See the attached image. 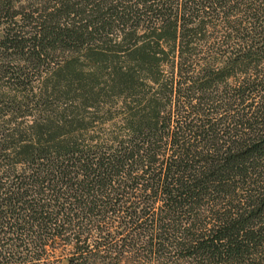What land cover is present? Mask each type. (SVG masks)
<instances>
[{"label":"trees","instance_id":"16d2710c","mask_svg":"<svg viewBox=\"0 0 264 264\" xmlns=\"http://www.w3.org/2000/svg\"><path fill=\"white\" fill-rule=\"evenodd\" d=\"M45 1L0 0L1 78L129 42L90 49L103 91L69 62L36 95L80 109L0 87V264H264V0Z\"/></svg>","mask_w":264,"mask_h":264},{"label":"rangeland","instance_id":"374dc122","mask_svg":"<svg viewBox=\"0 0 264 264\" xmlns=\"http://www.w3.org/2000/svg\"><path fill=\"white\" fill-rule=\"evenodd\" d=\"M17 7L23 6L24 14H29L34 10V17H36L38 14L51 10L52 3L45 1V0H19V2L15 3ZM19 9V8H18ZM38 10V11H37ZM236 17L233 16L232 20H235ZM216 24L219 26L220 29L224 28V22L221 19H216ZM34 24V23H33ZM6 24L4 23V20L0 18V37L3 35V29ZM32 24H29L27 26L26 30L31 31L32 30ZM113 29V28H112ZM119 30H112L109 31V33H101V35H93L91 38L94 39V44H100L103 42H106L107 44L111 45H122L120 50H125L127 48V42H129L128 36L124 38V34L127 32H122ZM142 31H139V33L136 35L137 38L140 36ZM124 33V34H123ZM100 36V37H99ZM130 37V40L136 38ZM100 38V39H99ZM90 39V37H89ZM92 45V47H86V49L82 47H78V49H72L68 50L65 48H62L61 45L58 47L50 48L48 51V56L46 57L45 61L42 62H33L32 60H24L22 64L20 65V72H22L21 77L19 79V82L14 84L13 79L7 80L6 78L0 79V87H2L1 90L6 91L7 95L11 98L8 99L7 107L13 108L15 107L14 100L11 102L13 96H15V99H20L19 96H22L25 99V103L20 108V112L23 113L22 115V121L25 120L29 122L31 120V113H34L37 111L36 109L40 110H47L48 112H51L50 110L57 109L60 110L65 107L74 108L77 107L80 109V107L69 104L70 99L73 98L72 94H69L70 99L61 98L55 101L49 100L47 103H42L41 105L36 104V95L43 91L44 85L47 81V84H49L48 91L51 92V84L52 81L56 79L55 72L57 69L61 67H65L69 62H71V66H74L75 68L80 69L82 72V76L85 77L86 75H89V78H95L97 79L96 83H93V88L95 89L93 92H98L100 90L103 91V83L102 82V72L99 70L98 66H100V62L95 60V55L92 56V50L90 49L95 48L96 45ZM89 48V49H88ZM7 57L5 58L4 64L11 65L8 58L14 57L15 53L13 51L7 52ZM91 54V55H90ZM123 54V53H121ZM122 56V55H120ZM17 71V69L13 68V66H9L7 69V72H13ZM165 75V74H164ZM165 79L166 76H163ZM46 88V87H45ZM72 89V88H71ZM53 90V89H52ZM104 94V92H102ZM79 91H75V94H79ZM28 98V101H26V97ZM74 96V95H73ZM102 100V99H101ZM94 103V105L87 106V111H102L104 108H102V101ZM256 100V98L254 99ZM83 101V99H82ZM68 103V104H66ZM90 104V103H89ZM20 120V118L18 119ZM17 120V121H18ZM94 125H98V122H95ZM57 255V254H55ZM58 256V255H57ZM52 260H55L54 258H50Z\"/></svg>","mask_w":264,"mask_h":264}]
</instances>
